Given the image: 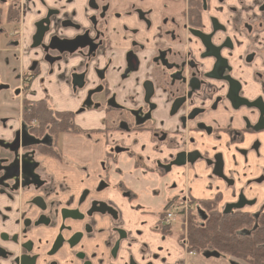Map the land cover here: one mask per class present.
<instances>
[{"label": "flooded vegetation", "instance_id": "1", "mask_svg": "<svg viewBox=\"0 0 264 264\" xmlns=\"http://www.w3.org/2000/svg\"><path fill=\"white\" fill-rule=\"evenodd\" d=\"M78 3L39 0L23 47V7L0 0V36L10 35L0 51L27 57L16 98L4 100L18 116L0 111V264H264V0ZM58 87L72 109L57 108ZM39 101L72 114L80 132L27 120L24 102ZM68 134L104 140L91 187L92 167L63 154ZM122 156L155 186L140 189L144 218L131 231L98 197L118 184L137 200L110 182Z\"/></svg>", "mask_w": 264, "mask_h": 264}, {"label": "crops", "instance_id": "2", "mask_svg": "<svg viewBox=\"0 0 264 264\" xmlns=\"http://www.w3.org/2000/svg\"><path fill=\"white\" fill-rule=\"evenodd\" d=\"M46 1L49 4H52L54 2H57L58 0H46ZM83 1L84 0H79V3H78V6L81 9V11H82L83 5H84ZM19 2L21 3V5L23 7L24 16H23L22 23L19 26V35H18L19 37L18 38L20 39V42H22L23 47H26L28 45V41L30 39L33 22L36 19H38V17L40 16L41 8L39 7V0H19ZM59 4H62V2H60ZM1 11H2L1 16L6 17V14H7L8 18L10 16H12V13L7 12L6 7L1 9ZM81 17H83V14L81 15ZM4 35L5 34H2L3 37H4ZM5 39L8 43L10 41V35H7V37ZM3 45H4V43H3ZM2 46H0V48H2ZM12 51L14 52V49L9 48L5 52L0 51V54L1 55L4 54L5 59L6 60L9 59L10 63L15 65V67H16V65H21L22 63L24 64L25 61L27 60V57L24 56V54H22V56L18 55L19 59L17 61V57L15 56V54L12 55ZM13 59L17 62H14ZM34 89L36 91L38 90L37 85L33 84L32 90H34ZM54 93L55 94L53 95L54 96L53 99H54V102L56 104H58L57 108H59V109L71 108L70 106H65L64 104H62L64 101L63 99H67L68 97H65L63 95H62V97L60 96V93L62 94V92L60 91V87H58V89ZM39 97H41V96L39 95ZM8 104H9L8 101H1L0 102V108L2 106L5 107ZM79 123H80V121H79ZM93 139H96V140L99 139V140H98V142L95 141L97 143H94ZM104 144H105L104 140L100 135H93L92 140H86L82 136H79V135H69V134L65 135L63 138V147H64L63 154L67 157H74L75 161L81 165L89 164L92 167L89 170V174L91 175V177L88 180V184L90 185V187L94 184L93 179L95 178V176L98 173H100V171L98 169V163L101 160L102 155H103ZM52 165L54 166V169H56V171H55L56 173L64 172V169L62 167L58 166V163L52 162ZM135 167L136 166H134V161L132 159H128L124 156L119 157L116 165H114L112 168L113 169H119L120 175H117V174L111 172L110 173L111 184H115L118 180H120V181L124 182L126 184V186H129L130 188H132L133 194L135 196L139 195V193L142 194L140 189L141 188L143 189V187L147 188V190L149 192H150V190L155 189L153 182L146 178L145 174L141 171V169H138V168L135 169ZM81 178H82V175L78 174V177L76 179L81 180ZM58 180H59V183H63V179L59 178ZM77 192H78V186L75 187V193L74 194L77 195ZM98 197H100L103 200H107L108 202H110L108 199V196H107V194H105V192H102L101 194H99ZM141 201L145 202V199H137L136 200L137 206L135 208L131 209L132 214H130L127 217L128 218L127 221L125 219L123 220V222L120 225L122 228L131 231V229H132L131 226L135 222H137L140 218H144V217L140 216L139 212L137 214V217L135 214V212L139 211V204H141ZM150 204H151V208H153V205L158 204V202L154 200V201H151ZM146 218H148L149 220L151 218L153 219L152 216H147ZM95 219L97 221V225L95 226L96 228H104V227L108 226V224H109V217H107V216H103V217L96 216ZM125 222H126V225H124Z\"/></svg>", "mask_w": 264, "mask_h": 264}, {"label": "rangeland", "instance_id": "3", "mask_svg": "<svg viewBox=\"0 0 264 264\" xmlns=\"http://www.w3.org/2000/svg\"><path fill=\"white\" fill-rule=\"evenodd\" d=\"M10 30H12V28H10ZM6 39L3 37V36H0V43H4V46L6 44ZM19 71V68L16 69L15 65H13L12 63H10V60L9 59H5L4 57V54H2L0 56V82L1 83H6L5 85H8L9 86V89L8 90H0V102L1 101H4V100H8V97H12V98H16V96L14 95V89L18 86V83H17V80H16V73ZM31 96H35L34 93H30ZM65 96L66 97V94H61L60 93V96L62 97ZM13 104H8L7 106L5 107H1L0 108V111L3 109V110H7L9 113L11 114H15L18 116V107L15 105L17 102H11ZM108 126H110L111 124L110 123H107ZM191 171V170H190ZM183 172V171H182ZM189 172V171H188ZM193 172L195 173L196 171L193 170ZM196 176H199V174H196ZM181 182H180V185L183 187L185 186V179H184V176H182V179H180ZM178 185V188L183 192L184 189L181 188V186ZM197 183L194 184L193 188H191V185H187V188H191V191L192 190H196L195 188H197ZM126 191H122L120 189V186L117 184V186H114V185H110L109 188L107 190H105V194H107L108 196V199H109V203L111 205H113V207H115L119 213V221H122L125 219L127 221V217L132 214L131 212V209L135 208L137 205H136V200L134 198V196L132 195H126L125 194ZM117 195V196H116ZM137 199H144V194H139L137 196ZM135 212V211H134ZM139 211L135 212L136 214V217H137V214H138ZM156 216L153 217V219H155ZM117 227H121L119 224H116ZM126 225V222L125 224ZM173 237L175 238V236L173 235Z\"/></svg>", "mask_w": 264, "mask_h": 264}, {"label": "trees", "instance_id": "4", "mask_svg": "<svg viewBox=\"0 0 264 264\" xmlns=\"http://www.w3.org/2000/svg\"><path fill=\"white\" fill-rule=\"evenodd\" d=\"M28 108L30 112H26ZM23 112L26 119L28 116L27 120L38 119L43 130L48 129V132H53L54 135L80 132L72 121V114L66 111H52L47 107L45 101L24 102ZM190 234L197 238V229L193 227Z\"/></svg>", "mask_w": 264, "mask_h": 264}, {"label": "water", "instance_id": "5", "mask_svg": "<svg viewBox=\"0 0 264 264\" xmlns=\"http://www.w3.org/2000/svg\"><path fill=\"white\" fill-rule=\"evenodd\" d=\"M43 33H44L43 30H41V31L37 30V31H36V33H35V34L33 35V37H32L33 44H32L31 47H34V46L39 45V43H40L41 40H42ZM100 212L103 213L102 211H100Z\"/></svg>", "mask_w": 264, "mask_h": 264}, {"label": "built area", "instance_id": "6", "mask_svg": "<svg viewBox=\"0 0 264 264\" xmlns=\"http://www.w3.org/2000/svg\"><path fill=\"white\" fill-rule=\"evenodd\" d=\"M169 216V215H168Z\"/></svg>", "mask_w": 264, "mask_h": 264}]
</instances>
